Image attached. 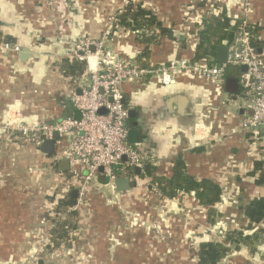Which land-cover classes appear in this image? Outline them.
I'll use <instances>...</instances> for the list:
<instances>
[{"label":"crops","instance_id":"crops-1","mask_svg":"<svg viewBox=\"0 0 264 264\" xmlns=\"http://www.w3.org/2000/svg\"><path fill=\"white\" fill-rule=\"evenodd\" d=\"M251 1L245 16L241 0H133L178 33V40L164 37L147 45L132 28L115 24L107 47L136 60L148 47L150 64L192 59L198 32L204 19L218 12L217 3L232 18L264 25V0ZM123 6V0H56L51 10L44 0H0V39L32 50L27 63L21 51L0 54V122L12 105L27 123L80 117L68 94L63 61L78 38H101L110 16ZM122 87L127 105L136 110L129 119L138 123L140 142L134 145L159 175L171 176L181 155L191 175L218 183L222 196L216 214H209L195 192L168 198L151 190L147 179L125 192L91 185L73 222L72 240L40 255L39 264H198L193 248L205 241L230 246L220 264H264V223H253L248 213L251 202L264 196V186L250 173L264 160V138L255 141L241 129L246 112L239 109L240 93H228L225 82L186 72L171 85L152 77ZM18 141L0 127V264H27L38 256L42 240L66 215L55 210L62 182L49 166L44 174L40 168L65 145L47 155ZM234 230L248 240L226 241Z\"/></svg>","mask_w":264,"mask_h":264},{"label":"built area","instance_id":"built-area-1","mask_svg":"<svg viewBox=\"0 0 264 264\" xmlns=\"http://www.w3.org/2000/svg\"><path fill=\"white\" fill-rule=\"evenodd\" d=\"M44 2L51 10H55L56 0ZM241 2L242 12L247 16L252 1ZM128 3L129 0H123L124 6L117 13H121ZM117 13L108 19V26L101 38L80 37L67 53L69 58L86 63V73L81 82L68 90L74 108L81 113L80 117L67 116L50 124L27 123L20 108L12 105L7 110L6 118L0 122V127L6 131L9 139L30 145L40 154L43 141L52 139L55 131L59 133L56 145L64 144L65 148L55 153L50 165L45 163L40 168L44 174L43 170L49 166L55 178L62 182L63 192H58L56 199L73 189L78 190L77 202L71 210H78L89 186L105 185L115 190V180L127 177L126 171L140 167L143 172L145 166L152 163L149 156L128 141L130 108L124 102L122 86L125 82L144 83L156 77L161 85H171L177 81V74L186 72L222 85L227 66L241 69L245 65L247 70H241L239 77L242 87L239 95L244 99L239 109L246 112L241 129L251 133L255 141L264 138V49L253 46L247 18H243L234 40L229 43L228 58L224 64L210 65L206 61L182 58L171 59L163 64L142 65L139 60L125 58L118 51L107 47L113 26L118 21ZM261 38H264V33ZM11 51L20 52L21 47L10 41H0V54ZM65 158L69 160V169L67 175H61L59 169L52 165L58 166ZM101 175L108 178L107 184L98 181ZM52 242L51 234L46 235L38 248V256L30 258L27 264H39L40 255L48 253V246ZM193 249L198 258L199 246L194 245Z\"/></svg>","mask_w":264,"mask_h":264},{"label":"trees","instance_id":"trees-1","mask_svg":"<svg viewBox=\"0 0 264 264\" xmlns=\"http://www.w3.org/2000/svg\"><path fill=\"white\" fill-rule=\"evenodd\" d=\"M218 4V3H217ZM216 4L217 13H211L204 19V26L198 32L199 41L195 49L193 60L206 61L210 65H217L215 60L216 49L220 44L231 43L239 28L243 23V18H232L228 15L226 8ZM116 25L126 28L130 27L138 33V40L147 45L159 43L164 37L173 40L177 39V34L172 28L167 27L163 22L153 14L152 11L144 9L140 4H135L133 0L124 7L121 13H117ZM248 30L251 34V42L257 49H264V25L250 22ZM0 36H2L0 34ZM0 41H5L0 39ZM150 52L148 47L139 56L142 65H147V58ZM65 71L70 78V85H75V78L86 73V63L76 58H66L63 61ZM241 69L235 66H227L225 79L229 76L240 77ZM242 90V87L240 91ZM61 152V151H59ZM58 170V166L53 165ZM59 171V170H58ZM158 168L155 164H147L144 171L137 175L134 170L130 169L125 172V176L132 178V187L138 184V180H148L151 190L156 189L162 196L168 198L176 197L179 192H195L199 202L209 207V214H216L214 205L221 200L222 187L209 179H197L191 175L186 167L185 161L181 155L174 160L172 175L167 177L157 174ZM68 173V172H67ZM256 176L257 184L264 186V160L255 162L254 170L250 172ZM77 202L71 192L57 199L56 212L58 214L66 213L65 217L53 227L50 232L52 237V245L48 246V250L55 249L60 246L61 241L72 240L71 234L75 227L74 220L78 215V210H71ZM253 210L250 213V210ZM248 213L251 221L255 224L264 223V196L255 198L248 207ZM240 239L247 241L248 238L242 230L229 231L226 235V241L232 243L239 242ZM230 251V246L225 242L205 241L200 243L198 251V264H220Z\"/></svg>","mask_w":264,"mask_h":264},{"label":"water","instance_id":"water-1","mask_svg":"<svg viewBox=\"0 0 264 264\" xmlns=\"http://www.w3.org/2000/svg\"><path fill=\"white\" fill-rule=\"evenodd\" d=\"M228 52H229V44H220L217 46L216 49V57L215 60L218 64H224L227 62L228 58ZM32 54V50L28 46H24L21 50L20 53V59L22 62L27 63L28 59L30 58ZM241 70L245 72L247 70V66H242ZM241 89V82L239 77L235 76H229L225 80V90L230 93L237 95L240 93ZM80 92V90H79ZM126 103V101H124ZM136 116V110L133 108L129 109V118H135ZM138 123L136 121H129V134H128V141L131 144H137L140 142V136H139V131L137 129ZM59 138V133L57 131L54 132L53 138L52 139H46L43 141V143L40 146V149L42 152H44L47 155H50L53 153L55 146H56V140ZM69 169V160L67 158L62 159L59 163V170L60 171H66ZM100 171H103V168H100ZM142 172V169L140 167L135 168V173L139 175ZM98 181L101 184H107L108 178L105 175H101L98 178ZM132 186V179L129 177H118L115 180V190L117 192H125L128 191ZM72 195L74 197L78 196V190L73 189L72 190ZM250 212L252 213L253 210L251 209ZM26 264V263H24Z\"/></svg>","mask_w":264,"mask_h":264},{"label":"bare ground","instance_id":"bare-ground-1","mask_svg":"<svg viewBox=\"0 0 264 264\" xmlns=\"http://www.w3.org/2000/svg\"><path fill=\"white\" fill-rule=\"evenodd\" d=\"M91 62L93 63V62H94V60H93V59H91Z\"/></svg>","mask_w":264,"mask_h":264},{"label":"flooded vegetation","instance_id":"flooded-vegetation-1","mask_svg":"<svg viewBox=\"0 0 264 264\" xmlns=\"http://www.w3.org/2000/svg\"><path fill=\"white\" fill-rule=\"evenodd\" d=\"M131 119H133V118H131Z\"/></svg>","mask_w":264,"mask_h":264}]
</instances>
